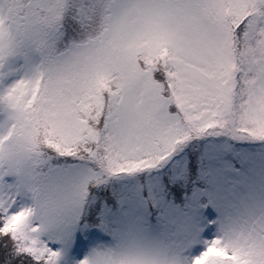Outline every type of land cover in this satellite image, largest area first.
<instances>
[{"label": "snow or ice", "instance_id": "1", "mask_svg": "<svg viewBox=\"0 0 264 264\" xmlns=\"http://www.w3.org/2000/svg\"><path fill=\"white\" fill-rule=\"evenodd\" d=\"M0 264H264V0H0Z\"/></svg>", "mask_w": 264, "mask_h": 264}, {"label": "trees", "instance_id": "2", "mask_svg": "<svg viewBox=\"0 0 264 264\" xmlns=\"http://www.w3.org/2000/svg\"><path fill=\"white\" fill-rule=\"evenodd\" d=\"M0 255H1L0 257H2V255H3L2 252H0Z\"/></svg>", "mask_w": 264, "mask_h": 264}, {"label": "rangeland", "instance_id": "3", "mask_svg": "<svg viewBox=\"0 0 264 264\" xmlns=\"http://www.w3.org/2000/svg\"><path fill=\"white\" fill-rule=\"evenodd\" d=\"M1 256V255H0Z\"/></svg>", "mask_w": 264, "mask_h": 264}]
</instances>
